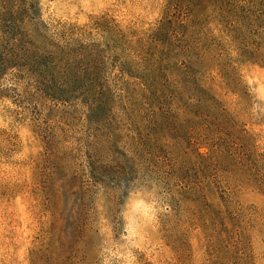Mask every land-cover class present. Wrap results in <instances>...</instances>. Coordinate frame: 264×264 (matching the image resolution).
<instances>
[{"label": "rangeland", "instance_id": "obj_1", "mask_svg": "<svg viewBox=\"0 0 264 264\" xmlns=\"http://www.w3.org/2000/svg\"><path fill=\"white\" fill-rule=\"evenodd\" d=\"M168 2L33 0L31 36L72 29L103 103L1 82L0 264H264V49L223 41L230 79H206L219 107L162 105L187 77L156 37Z\"/></svg>", "mask_w": 264, "mask_h": 264}, {"label": "trees", "instance_id": "obj_2", "mask_svg": "<svg viewBox=\"0 0 264 264\" xmlns=\"http://www.w3.org/2000/svg\"><path fill=\"white\" fill-rule=\"evenodd\" d=\"M165 10L156 37L178 42L174 48L178 52L173 53L182 59L187 77L168 82L155 92V99L162 105L171 102L177 107H219L210 86H206L207 76L216 71L226 82L230 79L227 72L231 68L221 47L225 39H239L238 35L246 33L257 41V49L241 56L255 57L257 50L264 49V0H169ZM33 11V0H0V86L9 77L29 83V87L52 102L67 104L80 98L83 104L92 105L93 101L102 104V96L95 97L99 94L95 87L102 84L95 83L89 46L83 47L80 43L75 47V33L70 28H55L49 37L34 28L33 38L29 31L34 27ZM240 45L243 51L248 49L245 44ZM196 117L207 120L203 114ZM130 141L132 147V138ZM132 158L133 163L138 161ZM176 163L174 160L170 166L174 177L179 174ZM151 164L161 177H167L163 166L153 161ZM173 187L176 194L193 190L179 185Z\"/></svg>", "mask_w": 264, "mask_h": 264}]
</instances>
